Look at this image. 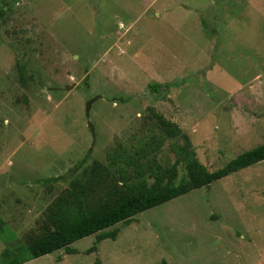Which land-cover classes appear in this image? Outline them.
Here are the masks:
<instances>
[{
    "label": "rangeland",
    "instance_id": "rangeland-1",
    "mask_svg": "<svg viewBox=\"0 0 264 264\" xmlns=\"http://www.w3.org/2000/svg\"><path fill=\"white\" fill-rule=\"evenodd\" d=\"M261 145L264 0H0V264H264V161L106 230L93 253L96 235L75 254L23 251L89 156L77 174L96 170L97 201L140 166L152 184L181 149L215 172Z\"/></svg>",
    "mask_w": 264,
    "mask_h": 264
},
{
    "label": "trees",
    "instance_id": "trees-1",
    "mask_svg": "<svg viewBox=\"0 0 264 264\" xmlns=\"http://www.w3.org/2000/svg\"><path fill=\"white\" fill-rule=\"evenodd\" d=\"M162 84H153L150 89L158 98L166 95ZM163 94V95H162ZM165 125V124H164ZM170 136L179 135L177 128L171 131L166 128ZM179 160L169 168L160 167L155 172V181L149 184L144 180L141 166L135 169V176L125 175L123 186L115 191L109 190L103 198L94 201L85 196L86 187L90 190L91 179L96 180L97 172L93 170L89 178L81 180L78 171L90 162V156L77 163L75 168L69 171L72 190L61 196L56 204L49 210L45 220L40 226L39 234L30 236L23 251L29 253L32 258H41L57 251L67 254H75L71 246L87 237L96 235V244L87 253L97 251V245L111 239L116 240L119 231L106 230L119 224L130 225L134 218L152 208L167 203L180 196L186 195L196 189L208 187L233 173L239 172L252 165L264 161V145L243 153L232 160L222 169L209 172L196 159L194 151L180 150ZM135 159V158H132ZM139 163L137 158L135 164ZM181 165L186 172L178 179L177 167ZM67 182L64 177H52L44 179V185ZM2 264H23L26 261L14 258L8 259V252L4 253Z\"/></svg>",
    "mask_w": 264,
    "mask_h": 264
}]
</instances>
